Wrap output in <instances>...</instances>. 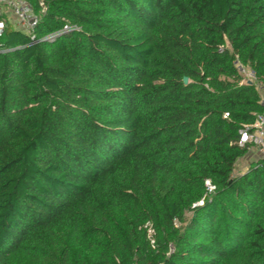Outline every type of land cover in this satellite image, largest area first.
<instances>
[{
	"label": "trees",
	"instance_id": "trees-1",
	"mask_svg": "<svg viewBox=\"0 0 264 264\" xmlns=\"http://www.w3.org/2000/svg\"><path fill=\"white\" fill-rule=\"evenodd\" d=\"M28 1L34 40L0 36V264H264V160L233 177L264 0Z\"/></svg>",
	"mask_w": 264,
	"mask_h": 264
},
{
	"label": "built area",
	"instance_id": "built-area-1",
	"mask_svg": "<svg viewBox=\"0 0 264 264\" xmlns=\"http://www.w3.org/2000/svg\"><path fill=\"white\" fill-rule=\"evenodd\" d=\"M41 8V14L47 12V6L44 3H41ZM41 14L36 13L34 7L28 0H0V36L3 35L7 22H10L18 30L24 32L34 40L35 31L41 21ZM73 29L70 25H66L64 31L68 32ZM253 77L256 78L254 72ZM256 80V86L261 97V104L264 106V83L257 78ZM252 83L255 82L252 81ZM228 117L229 114L227 113L225 118ZM239 135L238 145L247 149L246 156L251 157V159L257 156L254 162L264 160V113L255 114L254 121L243 125L239 131ZM206 185L210 193L215 191V186L210 181H207ZM149 233L151 236L153 235L154 231L152 228H150Z\"/></svg>",
	"mask_w": 264,
	"mask_h": 264
},
{
	"label": "rangeland",
	"instance_id": "rangeland-1",
	"mask_svg": "<svg viewBox=\"0 0 264 264\" xmlns=\"http://www.w3.org/2000/svg\"><path fill=\"white\" fill-rule=\"evenodd\" d=\"M12 25L15 26L14 24H12ZM238 68H239V71L241 72L242 76L244 77V80H243L244 84L250 83V82L252 83V81H253V82H255L254 84L256 85L257 80H256V78L253 77V71L249 67H245V66H242L241 64H238ZM256 158H257V156H255L252 159H251V157L245 156L244 158L239 160L237 165H236L233 177H237V176L245 173L246 171H248L250 166L252 165V163L256 160ZM192 217H193L192 212L187 213V215H186L187 222L184 225H187Z\"/></svg>",
	"mask_w": 264,
	"mask_h": 264
},
{
	"label": "water",
	"instance_id": "water-1",
	"mask_svg": "<svg viewBox=\"0 0 264 264\" xmlns=\"http://www.w3.org/2000/svg\"><path fill=\"white\" fill-rule=\"evenodd\" d=\"M184 82H185V84H188L189 81H188L187 78H185V79H184Z\"/></svg>",
	"mask_w": 264,
	"mask_h": 264
},
{
	"label": "crops",
	"instance_id": "crops-1",
	"mask_svg": "<svg viewBox=\"0 0 264 264\" xmlns=\"http://www.w3.org/2000/svg\"><path fill=\"white\" fill-rule=\"evenodd\" d=\"M16 29H17V27L16 26H14Z\"/></svg>",
	"mask_w": 264,
	"mask_h": 264
}]
</instances>
